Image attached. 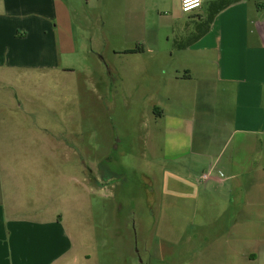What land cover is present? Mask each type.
I'll use <instances>...</instances> for the list:
<instances>
[{"label":"crops","instance_id":"0c3cea01","mask_svg":"<svg viewBox=\"0 0 264 264\" xmlns=\"http://www.w3.org/2000/svg\"><path fill=\"white\" fill-rule=\"evenodd\" d=\"M215 1L184 12L181 0H0V84L37 75L44 84L54 76L56 86H68L67 77L88 70L89 62L99 68L104 59L114 78L143 76L148 120L173 174L219 185L212 194L220 201L224 230L263 231L264 0H233L200 36L198 28ZM4 102L0 99V264H59L76 245L64 224L67 195L59 191L53 203V161L31 158L29 144L5 139L51 129L4 122L13 114L3 109ZM16 149L28 156L17 157ZM68 179L82 180L76 174ZM110 179L95 173L93 188H105ZM226 243V264L235 257L264 264V237L249 251L238 248L240 242Z\"/></svg>","mask_w":264,"mask_h":264},{"label":"rangeland","instance_id":"374dc122","mask_svg":"<svg viewBox=\"0 0 264 264\" xmlns=\"http://www.w3.org/2000/svg\"><path fill=\"white\" fill-rule=\"evenodd\" d=\"M102 63L79 68L67 77L68 86H56L54 76L44 84L37 75L0 84L3 109L13 113L4 122L51 129L5 139L29 144L32 153L16 149L21 159L29 153L53 161V203L59 191L67 195L64 224L76 245L59 264H226L227 241L249 251L264 230L221 228L220 201L213 198L219 185L208 186L198 176L187 182L163 160L148 120L151 104L143 99V76L114 78L108 61ZM44 145L50 149L39 151ZM73 163L78 167L69 166ZM95 173L111 178L105 188H93ZM72 174L82 180L68 179L65 186ZM194 195L196 200L190 198ZM231 264L252 263L235 257Z\"/></svg>","mask_w":264,"mask_h":264},{"label":"trees","instance_id":"16d2710c","mask_svg":"<svg viewBox=\"0 0 264 264\" xmlns=\"http://www.w3.org/2000/svg\"><path fill=\"white\" fill-rule=\"evenodd\" d=\"M233 0H216L214 2V5L212 7V10H211V15H210V18H207L204 22H202V24H200L199 26V31H201L199 33V35H203L205 34L208 29H209V26H210V20H212V18L214 17V15L219 12L220 10L224 9L225 7H227ZM198 36V37H200ZM136 51L135 49L134 50H130V52H134Z\"/></svg>","mask_w":264,"mask_h":264},{"label":"built area","instance_id":"2783aa9c","mask_svg":"<svg viewBox=\"0 0 264 264\" xmlns=\"http://www.w3.org/2000/svg\"><path fill=\"white\" fill-rule=\"evenodd\" d=\"M204 2L205 0H181V8L184 12H191L193 10L201 8ZM209 175H210L209 173L205 174L203 175V178L207 179Z\"/></svg>","mask_w":264,"mask_h":264}]
</instances>
